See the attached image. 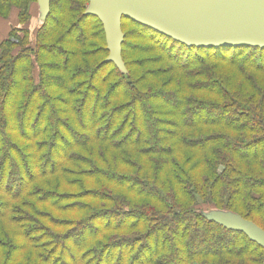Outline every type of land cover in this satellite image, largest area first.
<instances>
[{
    "label": "trees",
    "instance_id": "1",
    "mask_svg": "<svg viewBox=\"0 0 264 264\" xmlns=\"http://www.w3.org/2000/svg\"><path fill=\"white\" fill-rule=\"evenodd\" d=\"M35 5L0 0V18L23 26ZM87 8L49 0L0 41V221L23 241L1 232L0 264L264 262L203 215L264 224V48L185 47L121 18L122 72Z\"/></svg>",
    "mask_w": 264,
    "mask_h": 264
},
{
    "label": "water",
    "instance_id": "2",
    "mask_svg": "<svg viewBox=\"0 0 264 264\" xmlns=\"http://www.w3.org/2000/svg\"><path fill=\"white\" fill-rule=\"evenodd\" d=\"M86 14L103 26L107 62L124 72L121 62V18L172 39L185 47L264 48V0H87ZM44 21L49 0H36ZM204 217L244 234L264 252V231L231 213ZM264 264V262H263Z\"/></svg>",
    "mask_w": 264,
    "mask_h": 264
},
{
    "label": "rangeland",
    "instance_id": "3",
    "mask_svg": "<svg viewBox=\"0 0 264 264\" xmlns=\"http://www.w3.org/2000/svg\"><path fill=\"white\" fill-rule=\"evenodd\" d=\"M34 13V20H35V22H36V25L34 26V28L32 29V31H34L38 26H39V17H38V13H37V7H36V5H35V8H34V11H33ZM126 26H128V27H126L125 28V30H123V31H125V32H127L128 31V29L130 28L129 27V25H127L126 24ZM207 208H204L203 209V215L204 214H209V213H211V212H217V213H231V214H233V215H236V216H238L239 218H241L242 220H246V219H244V218H242L241 216H239L238 214H236V213H234V212H230V211H222L223 209H221V210H214V209H211V210H206ZM239 213H241V215H244L243 214V212H240L239 211ZM61 217V216H60ZM73 218H76L75 216L73 217ZM248 220L247 221H249V222H252L253 224H255L257 227H259L258 225H260V226H262V228H264V224H262V222H261V220L259 219V218H257V217H255L254 215H252V216H250V217H248L247 218ZM261 230H263L264 231V229H262L261 227H259ZM1 232H5L7 235H8V238L10 239V240H12V241H14V242H16L17 241V243H19V244H22L23 243V241L22 240H20V239H18L17 237H16V235H15V229L10 225V224H8V223H6V222H4V221H0V238L2 237V234H1ZM15 237V238H14ZM11 241V242H12ZM14 242H12V243H14ZM19 248H17L15 251H13L12 252V255L13 254H15L16 253V251L18 250ZM2 253H1V251H0V255H1ZM19 256V255H18ZM11 257H15V255H13V256H11ZM0 258H1V256H0ZM237 261H240V262H242V263H244V264H248V261H246V260H237ZM239 262V263H240ZM238 263V264H239ZM263 263V262H262ZM261 263V264H262ZM21 264V263H20Z\"/></svg>",
    "mask_w": 264,
    "mask_h": 264
},
{
    "label": "crops",
    "instance_id": "4",
    "mask_svg": "<svg viewBox=\"0 0 264 264\" xmlns=\"http://www.w3.org/2000/svg\"><path fill=\"white\" fill-rule=\"evenodd\" d=\"M35 17V16H34ZM34 17L27 24L21 26L18 21V11L17 9H12L6 19L0 18V41L5 39L8 36V33L13 28L24 27L32 31L36 22Z\"/></svg>",
    "mask_w": 264,
    "mask_h": 264
}]
</instances>
